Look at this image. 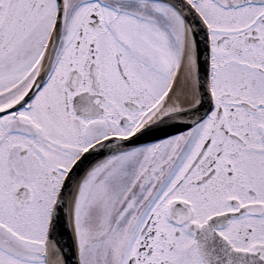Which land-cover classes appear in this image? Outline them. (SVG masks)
I'll return each mask as SVG.
<instances>
[{"label": "flooded vegetation", "instance_id": "1", "mask_svg": "<svg viewBox=\"0 0 264 264\" xmlns=\"http://www.w3.org/2000/svg\"><path fill=\"white\" fill-rule=\"evenodd\" d=\"M72 2L75 6L87 2L89 28H79L68 54L65 28L53 69L41 89L18 112L0 118V127L6 126L14 136L6 146V133L0 128V207L2 201L15 200V190L27 188L30 205L36 201L35 208L40 209V215L34 212V216L41 220H32L31 210L16 206L10 211V221L22 234L36 239L63 173L43 172L33 181L38 162L32 150H38L33 149V139L25 149L17 150L24 136L13 132L22 131L27 138L40 133L48 153L57 150L50 136L63 141L76 138L80 146L88 132L96 134L87 148L116 134L123 118L129 121L124 130L141 123L159 105L166 86L162 74L169 80L166 70L171 54L167 59L161 50L167 54L171 43L158 45L152 35L146 39L144 34L125 38L111 21L110 0ZM54 4V0H0V108L17 101L30 86L44 52ZM211 18L218 32L211 40L213 108L193 129L144 153L151 152L146 156L154 162L155 182L147 188L151 190L145 195L150 196L141 199L138 211L152 213L140 229L135 264H203L191 226L201 227L218 215L222 221L214 222L215 233L234 249L258 253L264 260V6L217 9ZM91 22H96L97 31ZM36 39L38 43L32 45ZM73 72L80 81L71 80ZM14 75L21 76L18 84L12 83ZM70 82L75 83L73 88ZM84 91L93 95L92 106L85 108L92 118L86 120L78 118L71 107L73 97ZM2 145L8 149L9 173L2 168ZM28 158L30 164L25 165ZM148 174L139 183L140 192L148 184ZM226 214L234 215L226 218ZM36 254L42 259L40 250Z\"/></svg>", "mask_w": 264, "mask_h": 264}, {"label": "rangeland", "instance_id": "2", "mask_svg": "<svg viewBox=\"0 0 264 264\" xmlns=\"http://www.w3.org/2000/svg\"><path fill=\"white\" fill-rule=\"evenodd\" d=\"M206 1V0H205ZM203 1L200 3V8L204 9V7L206 6V2ZM122 4L120 5H115L116 7H119L121 9L122 7H126L125 10H123L122 15L119 18H115V24L116 26L119 28L118 31L123 34L124 36H128L129 39L130 38H138L140 36V30L138 28L139 24L141 25V23L145 26H143L144 28V32H148V31H152L150 30V26L154 23H152V20L149 19L150 18V14H147L143 17V20H141V17H138L136 15H133L132 10L134 11H142L141 9H145V11H149L152 15V17H155V26L157 28V30H153L154 32L156 31V33L159 35V38L161 40H165L164 38V31L162 30L163 27H167L169 26L170 28V22H172L170 20L169 14L161 9H155L153 7L151 8H145L143 7L142 4H137V5H129L127 4V2H121ZM83 8H85L83 10ZM122 10V9H121ZM71 11V10H70ZM91 11V9H86V7H80L79 11H78V17L77 19H73V20H68V28L66 30V36L64 38L63 41H65V51L68 52L72 49V38L75 39L77 37L78 34V29L79 27H83L86 24V17L87 14ZM72 12V11H71ZM71 14V13H70ZM117 15H112V17H116ZM72 17L74 18V14L72 15ZM143 21H145L144 24ZM157 21H159V24H157ZM50 22V21H49ZM213 28V38L216 39V37L218 36V32H217V28H215L214 26H212ZM222 32H225L226 29H221ZM152 31V32H153ZM169 31V30H168ZM166 32V31H165ZM176 35H179V32L177 30L174 31V37L172 39L171 42V50L167 52L166 54V58H169V55L172 54L176 49H177V39H176ZM44 36V34L41 35V37ZM62 41V43H63ZM71 42V45H69V43ZM35 43H38V40H34L32 45H34ZM161 45H165L161 44ZM71 49H70V48ZM31 48H35V47H31ZM69 48V49H68ZM173 61V55H172V59ZM169 62L167 63V70L166 72H170L171 68H172V63L173 62ZM20 75H14L13 76V84L14 82H17V80L20 78ZM162 79H165L164 74H162ZM12 84V85H13ZM10 85V86H12ZM7 89L4 88V90L2 91H6ZM114 124H116V121L114 122ZM134 127L131 126L126 130H121L118 129L116 130L115 128V132L114 133H118L121 135L127 134L129 132V130ZM1 133H6L5 138L9 139L10 138V134H8V131H6V126H1ZM86 137L84 138V140L82 141L83 143L79 146L76 144L77 139L73 138L71 139L72 142H70V144H66V147H64V149L66 150V148H70L72 150L68 151L67 155H63L60 154V152H47V150H44L43 148L40 147V152H42V154L44 156H40L41 158L37 159L38 162V170L36 173H34V177H33V181H35L34 178H36V176H39L40 173L43 172H47V171H51L53 169H58L59 167H68L69 164L72 162V160L75 158V156L77 155V153L79 151L82 150L83 147H85L87 144L91 143V139H95L96 134L90 133L88 132L86 135ZM56 139V140H55ZM51 144L53 145V148L57 147V143L59 141V139L57 138H53L51 137ZM60 142H63L62 140ZM26 146H24V144H18V147H16L17 150L22 149ZM2 149L5 150V145L1 146ZM80 148V150L77 149ZM8 150V149H7ZM4 152V157L7 156L8 158V151ZM16 152V151H15ZM14 153V152H13ZM12 153V154H13ZM17 154V153H16ZM30 159L28 158L27 160L24 161L25 165L30 164ZM137 165H140V163H137ZM19 169L21 168V165L18 166ZM2 168L4 170H6V172L8 173L10 168L9 166L5 164L2 166ZM100 175L93 180L85 189L84 194L82 196V206L84 209H88L91 208L92 212H80L79 214L77 213V218H76V223H77V228L78 223L80 220V229L78 230V238H79V242L81 245L84 246V243H86V247H83L84 250H82V257H81V262L82 264H123V257H124V253H125V249L126 246L128 244L129 248L127 250V253L125 255V259H124V264L126 263V260H128V257L133 254L136 249L135 247L137 246V242L139 241V236H138V231L140 229V223L138 224L139 220L136 222L137 220V216H133L132 214L128 215L129 217L126 219V212H130V208L125 209L124 213L122 216L117 215L116 217L119 218H123L120 221H124V225L122 227V224L119 226V229L117 232L114 228V226L112 225V222L107 220V215H112L113 209H115V207L118 204H115L114 199H116V196H113L112 199L109 200V206L107 205L106 209H111L109 212H104L105 206H106V200H105V204H99V201L94 200V191H96L99 187V185H101V183L104 181V177L99 178ZM119 177H122L119 176ZM125 179V177L122 178V181ZM116 182H118V180L115 179ZM115 181H113V187L114 185H118ZM19 180L18 183L16 182V185L19 184ZM122 184V183H120ZM121 195V194H120ZM118 202V201H117ZM97 205L98 210L95 208ZM31 216H32V220H38L40 221L41 218L40 217H36V214L34 216V212H38V214L40 215V209L39 208H33L31 207ZM84 211V210H82ZM111 212V213H110ZM152 212H144L145 217L148 218L149 215ZM89 214H92V216L94 217L93 219L89 216ZM120 214V213H119ZM114 215V214H113ZM108 219H112L111 217H108ZM96 221H98L96 223ZM110 222V223H109ZM136 222V224H135ZM45 224V223H44ZM109 224V225H108ZM135 224V226H134ZM2 225V226H1ZM100 225H105L103 228L101 227H97ZM4 224H2L0 222V264H28V261H34V264H43L42 259H40L36 256V248H34L33 246H36L38 248V251L40 250V253L42 251V242H43V237H44V232L45 229L42 230V232L40 233V229L41 228H37V235H38V239H36L35 237L33 238H29L28 240H24L19 232H15V231H10L4 230ZM113 226L112 230L110 229ZM135 228H134V227ZM133 229H135L133 231ZM3 230V231H2ZM111 230V234L109 233V231ZM108 231V232H107ZM9 232V233H8ZM107 232V233H106ZM4 233L9 235L12 238H8V241H5L4 239ZM107 234V235H111L110 239L107 240L104 244L101 243L103 238H96V237H92V235L96 234ZM36 234V233H35ZM81 234V235H80ZM130 241V242H129ZM30 242V244H29ZM33 246H32V245ZM103 244V245H102ZM80 251H81V247H80ZM105 253L109 254V256H107ZM81 255V253H80ZM84 256V257H83ZM83 259V260H82ZM29 264H31L29 262ZM33 264V263H32Z\"/></svg>", "mask_w": 264, "mask_h": 264}, {"label": "water", "instance_id": "3", "mask_svg": "<svg viewBox=\"0 0 264 264\" xmlns=\"http://www.w3.org/2000/svg\"><path fill=\"white\" fill-rule=\"evenodd\" d=\"M168 3L175 8L183 18L189 40V58L193 61L196 68H202L204 78L202 80L201 105L197 100L188 102L187 100H178L177 92L174 99H171L161 110V112L150 122H148L140 131L128 138H108L91 147L79 158L67 174L60 192L56 198L51 211V219L48 228L46 245V264H51L54 253H58L61 264H80L74 244L72 231V210L75 188L80 178L91 164L103 156L117 154L128 151L135 147L156 141L167 137L176 132H180L198 122L200 117L205 114L206 70L208 69V37L207 28L195 12V10L185 0H154ZM225 7H236L244 3H264V0H215ZM63 19L62 7L59 4L56 26L53 38L47 52V60L41 70V80L47 75L51 65L54 52L59 41V33ZM198 61V62H197ZM28 97H24L17 105L0 112L1 114L15 110ZM20 203L28 199H19Z\"/></svg>", "mask_w": 264, "mask_h": 264}, {"label": "bare ground", "instance_id": "4", "mask_svg": "<svg viewBox=\"0 0 264 264\" xmlns=\"http://www.w3.org/2000/svg\"><path fill=\"white\" fill-rule=\"evenodd\" d=\"M181 82L185 85V87L191 86V83H187V76L186 75H184L181 78ZM143 192L144 191L140 192L139 189H137L135 186H133L130 193H128L129 195L124 200L125 203L129 204L125 207V209L133 207L135 205L136 199L139 198L141 195H143ZM113 221L117 222L118 220L114 219ZM110 236L111 235H107V234H99V235L94 234V235H92V237L103 238V243H105L107 240H109L111 238ZM52 264H61L60 263V257L55 253H54V258H53Z\"/></svg>", "mask_w": 264, "mask_h": 264}]
</instances>
